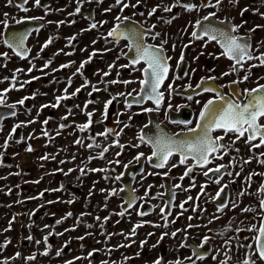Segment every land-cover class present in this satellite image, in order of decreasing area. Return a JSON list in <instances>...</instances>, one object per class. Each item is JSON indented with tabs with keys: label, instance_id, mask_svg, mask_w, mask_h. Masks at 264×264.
<instances>
[{
	"label": "flooded vegetation",
	"instance_id": "obj_1",
	"mask_svg": "<svg viewBox=\"0 0 264 264\" xmlns=\"http://www.w3.org/2000/svg\"><path fill=\"white\" fill-rule=\"evenodd\" d=\"M259 1L238 0L233 5L230 0H223L219 7L208 6L187 11L182 7L184 3L212 5L215 0H180V4L171 12H166L164 8L176 4L177 0H122L120 4L116 0H40L39 6L35 4V0H0V60L8 57L11 61H16L18 58L39 55L42 61L49 62L55 60L58 54L78 55L80 50H84L86 61L91 62L83 65L85 67L81 71L89 76L92 74L97 79L94 88L99 89L95 91L99 101L94 122L84 130L80 126L77 128L81 147L79 172H91L93 169L90 165L96 163L97 169H103L101 176L116 183L115 197L120 200L123 212L135 211L141 220L140 224L147 228L167 225L175 233L176 242L181 243L183 240L181 245L186 250L184 252L190 253L186 258L183 256V264H195L206 258L211 259V264H243L246 259L250 264H264L257 250V229L264 223V208L261 207V200H264V191H261L264 187V164L260 163L264 160V155H261L264 153V145L252 148L246 142L247 133L237 140L236 133L229 132L225 135L223 130L218 129L211 133L212 136H223L220 143L228 147L212 154L209 157L211 163L197 165L189 156L181 164L179 153H174L165 167L157 168L154 166L158 163L157 158L148 159L152 155V145L140 140L142 135L145 141L154 140L159 134L157 123L166 133L179 134L176 138H183L188 128L196 126L203 105L215 97L214 92L202 91L204 86L218 87L223 94L232 96L234 92L243 94L245 89L264 84V65L259 60L246 59L243 67L237 66L238 71H231L234 62L221 55L222 49L215 41L205 46L204 40H193L191 36L196 30L197 20L202 22L201 26L210 24L215 27H226L229 21L237 25L242 20L247 21L239 28L237 35L250 38L253 53L259 56L264 52V28L249 31L256 25H264V17L255 11L259 9L260 13H264V5H258ZM124 4H128V7H123ZM78 6L80 11L77 13ZM154 7L156 12L149 15ZM244 8H248V11L241 17L240 11ZM108 9L111 10L106 11ZM212 12L216 16L204 21L203 17ZM33 17L38 19H32ZM125 17L128 19H124ZM168 20L171 23H167ZM48 21L63 23H60L62 26H57V32L50 28ZM65 21L79 30V40L76 44L72 42L71 49L60 39L54 40L55 36L63 33L61 30ZM221 21L224 23H220ZM93 23L96 24L95 28L91 27ZM117 24L122 29L134 25L131 27L146 33L147 44H163L164 55L170 57L168 78L159 89L164 97L158 110L152 100L144 99L141 103H136L143 95L140 81L144 77L140 69L145 65L141 62L124 67L131 64L134 52L129 51L130 41L127 38H121L117 43L112 37H108V32ZM19 33H28L24 47L30 51L25 56L17 55L15 49L4 43L6 39L11 43V36ZM155 33L159 35L156 36ZM81 37L84 38L80 40ZM49 40L51 43L44 47ZM164 41L167 43H163ZM181 52L184 55L183 62L180 61ZM3 53H7V56ZM37 63L35 61L32 64L35 67ZM59 70L68 71L61 67ZM226 72L230 74L223 75ZM245 75L248 76L247 80L243 79ZM213 76L216 77L215 80L207 79ZM202 78L207 81L206 85L201 84ZM233 81L237 83L233 84ZM169 84L172 85L171 89L168 88ZM189 84L192 85L191 88L187 87ZM198 84L201 85L199 88ZM103 96L108 100H103ZM189 96L192 99H188ZM240 98L243 99V95ZM0 105L11 107L13 104L4 102ZM146 108L154 111L146 112ZM13 112L16 115V106ZM13 116L11 114L0 122V130L5 127L6 120ZM51 117L54 119V116ZM187 120L192 123H179ZM259 123L264 124V117L260 118ZM15 131L17 137L18 130ZM89 131L93 133L89 134ZM105 132L106 136L99 135ZM86 137H89L88 141ZM252 143L258 144L259 138ZM33 144L31 141L32 148H37L36 143ZM89 144L93 147L89 148ZM104 149L107 151H103ZM140 153L143 156L137 160ZM245 161L249 162L244 163ZM221 164L226 167L219 173L208 171ZM189 168L191 171H188ZM205 172H208L207 176L204 175ZM130 175L133 178L131 187L135 199L130 207L125 208L127 199L123 193H127ZM249 176L250 181L246 179ZM85 178L86 176L83 183ZM217 180L219 183H216ZM241 192L244 194L238 195ZM223 205L227 206L222 211L219 210ZM245 208L254 211H243ZM141 212L147 214L140 215ZM205 237H208L207 243H204Z\"/></svg>",
	"mask_w": 264,
	"mask_h": 264
},
{
	"label": "rangeland",
	"instance_id": "obj_2",
	"mask_svg": "<svg viewBox=\"0 0 264 264\" xmlns=\"http://www.w3.org/2000/svg\"><path fill=\"white\" fill-rule=\"evenodd\" d=\"M257 4L264 5V0ZM48 23L53 30L60 24ZM63 27L64 34L54 40L71 49L79 30L66 21ZM78 53L58 54L50 64L39 55L0 60V100L17 108L0 130V264H155L157 259L160 264H183V256L190 253L184 252L183 240L176 242L167 225L152 229L141 225L135 211L121 210L113 194L115 182L105 180L101 171L79 172L77 128L94 122L99 97L93 91L95 76L81 71L86 54ZM65 64L68 71L59 70ZM13 129L18 130L17 137ZM90 166L95 169L96 163ZM30 256L35 259H27ZM195 264H211V259Z\"/></svg>",
	"mask_w": 264,
	"mask_h": 264
},
{
	"label": "snow or ice",
	"instance_id": "obj_3",
	"mask_svg": "<svg viewBox=\"0 0 264 264\" xmlns=\"http://www.w3.org/2000/svg\"><path fill=\"white\" fill-rule=\"evenodd\" d=\"M10 2V0H9ZM26 2V0H25ZM122 0H116L117 4H120ZM139 2V0H138ZM223 2V0H215V4L209 5V4H201L197 5L195 3H184L182 7H184L187 11H194L198 10L200 7H219V5ZM230 3L235 5L238 3V0H230ZM35 4L37 6L40 5V0H35ZM177 4H180V0H177L176 4H173L172 6L165 7L164 11L171 12L174 7L177 6ZM123 7H128V4H124ZM24 11H28L27 8H23ZM111 9H108L106 11H110ZM80 11V7L78 6L76 8V12L78 13ZM248 11V8H244L240 11L241 17H243L244 13ZM258 12L262 17H264V13H260L259 9L255 10ZM156 12V8L154 7L152 11L149 13V15H152ZM216 13L212 12L209 13V15L204 16L203 20L207 21L210 17H215ZM32 19H38L36 17H33ZM117 20H120V17L116 18ZM124 19H128L125 17ZM175 19V17H173ZM167 23H171V20L166 21ZM6 23V22H5ZM59 23H63V21H60ZM220 23H224L221 21ZM244 23H247V21L241 22V24H232L230 21L228 22V25L226 27H215L210 24H204L202 25V22L200 20H197L195 28L196 30L191 33V36L193 40H204L205 46H207L208 43L215 41L219 47L222 49L221 55L225 56L226 58L232 60L233 66L231 71H238L239 69L237 66L243 67V63L245 60H259L261 65H264V52H261L259 56L254 55L252 50V44L250 38L247 37H241L237 35L239 28L243 26ZM92 28L96 27V24L93 23L91 25ZM155 27V25H153ZM258 28H264V25H256L254 28L250 29L249 31L254 32ZM28 33H19V34H13L11 36V43L9 40H5L4 43L8 45V47L13 48L16 50L17 55L25 56L27 55V52L30 51L29 49H26L24 47V41L27 38ZM108 37H112L115 42H119L121 38H127L130 43L128 45V49L130 52H134V57L131 59L130 65H125L124 67H130L140 64L141 62L144 63L145 67L140 69L143 75V79L140 81V84L142 85L141 88V95L140 100L136 101V103H141L144 99L152 100L156 105L157 109H159V106L161 104V101L163 100L164 93L161 92L159 89L161 85H163L164 81L168 78V72L170 70V66L168 64V60L170 57H167L163 53V44L157 46V45H151L147 44L145 42V35L146 33L141 31L140 29H137L135 27H130L126 29H122L119 24H117L115 27L112 28L111 31L108 32ZM156 36L159 35V33H155ZM205 38H207L205 40ZM71 39H75V37H72ZM107 39V38H105ZM51 43V40H49L44 47H47V44ZM95 43V41H93ZM163 43H167V41H164ZM175 47V45H173ZM184 47H187L185 45ZM4 56H7V53H3ZM95 55V53H93ZM184 55L183 52H181L180 55V61L183 62ZM87 61H85L86 63ZM49 64L51 61L48 62ZM48 64H45V67H47ZM257 65H253L255 67ZM69 67V65H61V68ZM81 67H83V64H81ZM111 67V66H110ZM31 70V69H30ZM79 71V69H78ZM229 72L223 73V75H229ZM104 75H108V73H104ZM187 75V73H185ZM179 79L180 77H176ZM209 80H215L216 77H208ZM244 80L248 79V76L245 75L243 77ZM113 83H116V81H113ZM124 83H131L130 81H124ZM233 84H236L237 81H233ZM201 84L206 85L207 81L202 78ZM201 85L198 84L197 87L199 88ZM14 87V85H13ZM172 85L169 84L168 88L171 89ZM187 87L191 88L192 85L189 84ZM99 89L93 88V91H98ZM5 91H8L6 89ZM67 91V90H65ZM79 89H77V92ZM204 92H214L215 97L213 99H209L204 105L202 110L199 113V117L196 123V126L194 128H188L187 132L183 134V138L177 139L176 135L166 133L160 125L157 123L156 128L159 129V134L156 136L154 140L150 139L148 141H145L144 136L142 135L140 137V140L142 143L148 142L152 145L153 151L152 155L148 157L149 160H152L153 157L157 158L158 163H156L154 166L157 168H163L168 163L169 158L174 153H179L181 159L180 163L184 164L188 157L191 156L192 159L195 161L197 165H207L211 163L209 157L212 156L214 153H218L220 149H227V145L220 143L224 139L223 136H212V132L215 130H223L225 135L229 132L236 133V139H240L241 137H244L247 133V143L251 145L252 148H259L261 145H264V124H260L259 120L260 118L264 117V84H258L256 88L253 89H245L243 94H240L238 92H234L232 96H228L223 94L218 87H204L202 89ZM131 95V93H129ZM199 95V93H197ZM243 95V99L240 98V96ZM27 99V97L25 98ZM60 99H63V97H57V101ZM188 99H192L191 96L188 97ZM3 103V100H0V104ZM20 104L24 103V100L19 101ZM108 103H111V101H108ZM199 103V101H197ZM54 107L56 105H53ZM12 108L15 107V105L11 106ZM46 107V106H45ZM128 107H131V104L128 105ZM171 107V105H169ZM105 109H107V104L105 106ZM146 112H152L154 109L146 108L144 109ZM12 115H15V112L12 113ZM89 116H91V113H88ZM47 123V121H45ZM173 123H177V121H173ZM179 123H183L185 125L191 124V120L187 121H180ZM91 124V120L88 121V124L81 125V130H84L88 127V125ZM16 127H19L17 125ZM65 127V125L61 124V128ZM127 127V125H126ZM15 131V129H13ZM47 134V133H45ZM99 135H107V132L100 133ZM259 138L258 144H253L252 142L257 140ZM76 143H80L79 140L76 141ZM89 148L93 147L92 144L88 145ZM28 151H31L32 148L29 146L27 149ZM103 151H107V149H104ZM238 151V150H237ZM261 155H264V153H261ZM140 156H143V153H140L139 156L136 157L137 160H139ZM103 157V152L101 153V158ZM45 159L47 157H44ZM223 158V157H221ZM91 159V158H90ZM249 161H245L244 163H248ZM63 163V161H61ZM260 163L264 164V160H261ZM175 167V165H173ZM226 166L221 164L215 169H209L208 171H214L219 173L222 168H225ZM71 171V170H70ZM83 172V169H81ZM92 171H103V169H93ZM188 171H191V168H189ZM188 172L185 173L187 175ZM231 175V173H228ZM205 176L208 175V172L204 173ZM239 175V173H237ZM116 179H119L117 177ZM182 179V178H181ZM247 180H251V177H246ZM38 183V181H37ZM216 183H219V180L216 181ZM223 191V189H221ZM261 191H264V187H262ZM115 194V192H113ZM244 193H238V195H243ZM43 196V193L40 194ZM219 196V193L217 194ZM133 199H135L133 197ZM191 199V197H189ZM227 205H223L219 208V210H223V207H226ZM183 207V204L181 205ZM261 207L264 208V200H261ZM243 211H254V209L251 208H245ZM147 213L141 212L140 215H146ZM72 213L69 212L67 216H71ZM120 215H123V213H120ZM97 220L100 219V217H96ZM107 219V218H105ZM57 223H60V221H57ZM88 227H91V225H88ZM139 227V225H137ZM191 227V225H189ZM258 236H257V250L259 252V256L262 260H264V223L261 224L260 228L257 229ZM166 235V233H165ZM173 236H175V233H173ZM163 237H161L162 239ZM28 239H32V237H29ZM45 241H47V237L44 238ZM80 239H83L81 237ZM208 237L204 238V243H207ZM39 243V241L37 242ZM203 245H201L202 247ZM47 254V253H44ZM195 254V253H194ZM20 253L17 252L16 256H19ZM59 255V253H57ZM27 259L32 260L35 259L34 256H30ZM68 264H72L71 261L68 262ZM155 264H160V260L157 259L155 261ZM179 264V262H178ZM224 264V262H222ZM243 264H250L249 260H245ZM254 264V262H253Z\"/></svg>",
	"mask_w": 264,
	"mask_h": 264
},
{
	"label": "water",
	"instance_id": "obj_4",
	"mask_svg": "<svg viewBox=\"0 0 264 264\" xmlns=\"http://www.w3.org/2000/svg\"><path fill=\"white\" fill-rule=\"evenodd\" d=\"M13 113V108L7 105H0V122L10 116ZM133 180L132 175L128 177V184H127V193H123V195L126 197L127 201L125 203V208H128L132 205L134 202V195L131 187V181Z\"/></svg>",
	"mask_w": 264,
	"mask_h": 264
},
{
	"label": "bare ground",
	"instance_id": "obj_5",
	"mask_svg": "<svg viewBox=\"0 0 264 264\" xmlns=\"http://www.w3.org/2000/svg\"><path fill=\"white\" fill-rule=\"evenodd\" d=\"M136 24V23H135ZM131 26H134V25H131ZM131 26H129V27H131ZM139 26V25H138ZM125 27H127V26H125ZM205 87V86H204ZM182 91V90H181ZM135 97H136V95H135ZM133 98V97H132ZM151 127V126H150ZM22 157H23V159H26L27 160V157H28V154H26V153H23V155H22Z\"/></svg>",
	"mask_w": 264,
	"mask_h": 264
}]
</instances>
